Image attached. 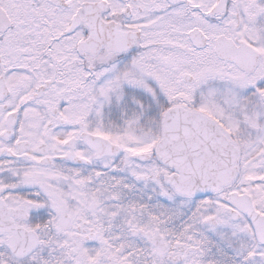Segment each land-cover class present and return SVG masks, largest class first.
Returning <instances> with one entry per match:
<instances>
[{
	"label": "snow or ice",
	"instance_id": "1",
	"mask_svg": "<svg viewBox=\"0 0 264 264\" xmlns=\"http://www.w3.org/2000/svg\"><path fill=\"white\" fill-rule=\"evenodd\" d=\"M0 264H264V0H0Z\"/></svg>",
	"mask_w": 264,
	"mask_h": 264
}]
</instances>
